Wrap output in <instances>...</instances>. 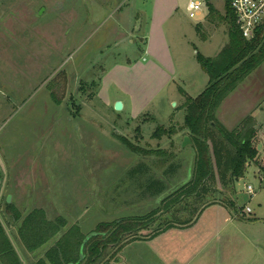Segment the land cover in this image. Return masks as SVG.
I'll list each match as a JSON object with an SVG mask.
<instances>
[{
    "label": "rangeland",
    "instance_id": "rangeland-1",
    "mask_svg": "<svg viewBox=\"0 0 264 264\" xmlns=\"http://www.w3.org/2000/svg\"><path fill=\"white\" fill-rule=\"evenodd\" d=\"M188 1L0 0V218L24 264L53 241L27 253L7 204L64 216L66 229L78 224L89 236L101 223L160 211L159 198L189 178L195 152L192 142L182 147L183 104L209 85L197 53L216 57L230 24L227 0H202L205 14L194 19ZM216 115L229 131L256 120V161L230 187L212 188L216 202L198 224L144 241L190 211L159 215L97 264H264V61ZM158 179L165 191L150 195Z\"/></svg>",
    "mask_w": 264,
    "mask_h": 264
},
{
    "label": "trees",
    "instance_id": "trees-1",
    "mask_svg": "<svg viewBox=\"0 0 264 264\" xmlns=\"http://www.w3.org/2000/svg\"><path fill=\"white\" fill-rule=\"evenodd\" d=\"M231 1L226 2V19L229 26V43L213 58L197 53L202 69L209 76L208 87L196 98L186 96L185 131L193 144L195 161L189 178L169 191L162 190L164 183L157 180L148 190L151 194L164 193L158 200L160 211L154 210L145 216L128 217L111 223L99 224L89 236L84 235L80 226L72 225L64 216L49 219L43 209H33L26 215L12 204L13 222L18 225L17 235L27 253H36L49 242L51 245L35 264H97L106 251L117 246L116 255L130 240L147 230L159 220V215L177 214V210L190 211L189 218L169 219L162 229L149 238L180 224L189 226L199 219L202 212L216 201V185L223 189L231 186L233 180L243 177L247 167L258 157L254 143L257 136L256 120L248 116L234 130H228L217 119L218 109L223 100L233 92L264 61V25L252 40L241 34L235 22ZM209 14H217L213 4L207 3ZM58 102L55 97H53ZM130 150L140 151L135 145L124 140ZM151 154V153H150ZM2 176L0 173V185ZM0 264H22L5 228L0 221ZM105 264H109L105 263Z\"/></svg>",
    "mask_w": 264,
    "mask_h": 264
},
{
    "label": "built area",
    "instance_id": "built-area-1",
    "mask_svg": "<svg viewBox=\"0 0 264 264\" xmlns=\"http://www.w3.org/2000/svg\"><path fill=\"white\" fill-rule=\"evenodd\" d=\"M231 7L236 25L243 37L247 40L254 39L259 28L264 25V0H232ZM187 11L192 19L204 15V2L202 0H189ZM247 190L249 194L255 193L252 185H248ZM246 212L251 213L252 210L246 207Z\"/></svg>",
    "mask_w": 264,
    "mask_h": 264
},
{
    "label": "crops",
    "instance_id": "crops-1",
    "mask_svg": "<svg viewBox=\"0 0 264 264\" xmlns=\"http://www.w3.org/2000/svg\"><path fill=\"white\" fill-rule=\"evenodd\" d=\"M209 14V13H208ZM203 16V15H202ZM83 28V27H82ZM82 29L80 28V30L79 31H81ZM129 32V31H128ZM129 37V36H128ZM184 102V101H183ZM123 109H124V102H123ZM258 126H259V124L257 123V125H256V129H258ZM3 182V181H2ZM1 182V183H2ZM1 186V185H0ZM212 206H214V205H212ZM211 206H209L208 208H210ZM208 208H206L203 212H202V215H201V217L203 216V214L205 213V212H207V210H208ZM201 217H199L200 219H201ZM199 219V220H200ZM0 221L2 222V220H1V218H0ZM199 222V221H198ZM198 222H197V224H198ZM2 224H3V222H2ZM3 226H4V224H3ZM4 228H5V231H6V233H7V230H6V227L4 226ZM165 233V232H164ZM7 235L9 236V234L7 233ZM162 236H163V234H160L159 236H158V238H156V239H151V240H144V241H149V242H155L157 239H160V238H162ZM9 238H10V240H11V237L9 236ZM141 241V240H140ZM143 241V240H142ZM11 242H12V240H11ZM12 244H13V242H12ZM13 246H14V244H13ZM14 248H15V246H14ZM15 250H16V252L18 253V251H17V249L15 248ZM18 255H19V257H20V254L18 253ZM20 259H21V261H22V264H24V261L22 260V258L20 257ZM119 258H117V260H118ZM121 260V259H120ZM113 261V260H112ZM111 261V262H112ZM111 262L109 263V264H111Z\"/></svg>",
    "mask_w": 264,
    "mask_h": 264
},
{
    "label": "water",
    "instance_id": "water-1",
    "mask_svg": "<svg viewBox=\"0 0 264 264\" xmlns=\"http://www.w3.org/2000/svg\"><path fill=\"white\" fill-rule=\"evenodd\" d=\"M115 109H116L117 111L122 110V109H123V103H122L121 101H118V102L116 103ZM190 143H191V140H190V138L187 136V137H185V139H184V141H183V143H182V147L184 148V147H186V146H187L188 144H190ZM8 202H9V203L11 202V197H10V196L8 197Z\"/></svg>",
    "mask_w": 264,
    "mask_h": 264
}]
</instances>
